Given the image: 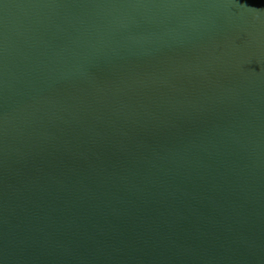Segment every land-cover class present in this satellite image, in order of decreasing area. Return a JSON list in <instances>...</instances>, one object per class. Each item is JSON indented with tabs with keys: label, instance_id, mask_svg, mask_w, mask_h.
<instances>
[{
	"label": "water",
	"instance_id": "obj_1",
	"mask_svg": "<svg viewBox=\"0 0 264 264\" xmlns=\"http://www.w3.org/2000/svg\"><path fill=\"white\" fill-rule=\"evenodd\" d=\"M0 264H264V0H0Z\"/></svg>",
	"mask_w": 264,
	"mask_h": 264
}]
</instances>
